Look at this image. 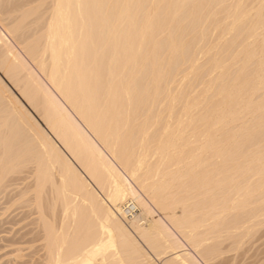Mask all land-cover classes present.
<instances>
[{"label":"bare ground","instance_id":"1","mask_svg":"<svg viewBox=\"0 0 264 264\" xmlns=\"http://www.w3.org/2000/svg\"><path fill=\"white\" fill-rule=\"evenodd\" d=\"M0 75L19 263L256 264L264 0H0Z\"/></svg>","mask_w":264,"mask_h":264},{"label":"rangeland","instance_id":"2","mask_svg":"<svg viewBox=\"0 0 264 264\" xmlns=\"http://www.w3.org/2000/svg\"><path fill=\"white\" fill-rule=\"evenodd\" d=\"M1 77H2V75H0ZM4 80V79H3ZM6 82V81H5ZM7 85H8V83H7ZM46 193H48V194H45L47 197H49V191H47ZM27 196V195H26ZM29 197H31L30 195H29ZM28 196L27 197H20L21 199H18L19 197H16L13 201H11L10 203H8V204H6V203H4V202H1V203H3V204H1L0 205V264H21V263H19L20 261H21V259H19V257H17L18 256V254L16 253V252H14L13 253V249H15V248H17V247H21L20 245H16L17 247H15V248H13V246L11 245L10 246V244L8 245V244H6V242H7V240L8 239H10L11 237H17V236H19L20 234H22V233H28V237H30L31 236V234L34 232L33 231V229H34V222H35V218H36V216H38V215H35V210H34V212L32 211L33 210V207H31L33 204L31 203L32 201L30 200V198H29ZM46 197V198H47ZM45 198V199H46ZM28 200H30V201H28ZM32 204V205H31ZM45 205H46V202H45ZM56 206H58V205H56ZM55 206V210H53L54 211V213L52 214V213H50L51 211H49L48 209H50V208H48V206H47V209H46V211L45 212H47V215H48V217L49 218H54L55 220H57L58 221V219H59V216H60V208H59V206L58 207H56ZM58 210H57V209ZM32 209V210H31ZM56 212V213H55ZM31 214L32 215H35V216H31ZM37 214V213H36ZM54 215V216H53ZM57 217H56V216ZM31 222V223H30ZM29 224H30V226H29ZM33 225V226H32ZM30 227V228H29ZM33 228V229H32ZM31 229V230H30ZM20 231H21V233H20ZM16 233V234H15ZM30 233V234H29ZM34 234V233H33ZM32 234V235H33ZM263 234H264V227H263V229H261V231H259L258 232V235H256L251 241L250 240H248V242L246 241L245 243H244V245L242 246V248H241V250H240V252H238L239 254L241 253V255L243 254V256H242V258H244V260H245V262H249V263H254V262H256V264H264V236H263ZM17 235V236H16ZM8 237V238H7ZM4 238H5V240H4ZM255 238H257V240L255 239ZM260 239V240H259ZM263 239V240H262ZM254 240H256V241H254ZM6 241V242H5ZM250 241V242H249ZM259 242V243H258ZM5 245H4V244ZM8 243V242H7ZM258 244V246H257V244ZM251 244H252V246H251ZM256 244V245H255ZM8 247H7V246ZM32 245V244H31ZM31 245H25V249L26 250H24L23 251V253L22 254H24V255H22V257L21 258H23V261H25L26 260V258H27V254H29V252L31 251V249H28L29 247L30 248H34L35 246H36V244L33 246H31ZM22 246H24V245H22ZM262 246V247H261ZM244 247V248H243ZM22 248V247H21ZM32 248V249H33ZM262 248V249H261ZM4 249V250H3ZM6 249H7V251H6ZM253 250V251H252ZM247 251V252H246ZM251 251V252H250ZM7 252V253H6ZM10 252H12V253H10ZM235 254V252L234 251H231L230 253H228V255H230V256H233L234 254ZM261 252H263V253H261ZM16 253V254H15ZM12 254V255H11ZM13 254L15 255V256H13ZM244 254H245V256H244ZM263 255V256H262ZM12 257H15V258H12ZM25 257V258H24ZM246 257L248 258V259H246ZM254 257V258H253ZM17 258H18V260H17ZM249 258H253L252 260L251 259H249ZM9 259V260H8ZM241 259V258H240ZM262 259V260H261ZM6 260H7V262H6ZM17 262H16V261ZM249 260V261H248ZM251 260V261H250ZM19 261V262H18ZM239 261V260H238ZM258 261H259V263H258Z\"/></svg>","mask_w":264,"mask_h":264},{"label":"built area","instance_id":"3","mask_svg":"<svg viewBox=\"0 0 264 264\" xmlns=\"http://www.w3.org/2000/svg\"><path fill=\"white\" fill-rule=\"evenodd\" d=\"M122 214L125 218H130L137 213L135 205L131 202L125 203L121 207Z\"/></svg>","mask_w":264,"mask_h":264}]
</instances>
